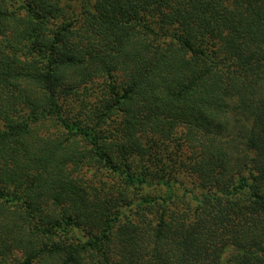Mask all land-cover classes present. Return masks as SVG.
Returning a JSON list of instances; mask_svg holds the SVG:
<instances>
[{"label":"trees","instance_id":"16d2710c","mask_svg":"<svg viewBox=\"0 0 264 264\" xmlns=\"http://www.w3.org/2000/svg\"><path fill=\"white\" fill-rule=\"evenodd\" d=\"M0 264H264V0H0Z\"/></svg>","mask_w":264,"mask_h":264}]
</instances>
